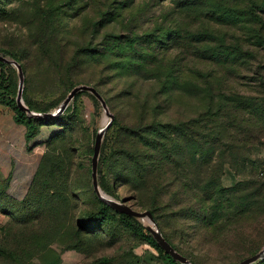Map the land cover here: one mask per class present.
Here are the masks:
<instances>
[{
	"label": "rangeland",
	"instance_id": "rangeland-1",
	"mask_svg": "<svg viewBox=\"0 0 264 264\" xmlns=\"http://www.w3.org/2000/svg\"><path fill=\"white\" fill-rule=\"evenodd\" d=\"M217 1L219 6L210 7V0L193 5H184L183 0H0V53L16 57L22 66L25 105L36 113L55 112L74 86L86 84L96 88L113 116L110 119L92 93L81 91L56 118H34L24 112L40 122L37 133L26 139V127L15 122L8 101H0V264H166L114 213L107 214L98 227L81 226L82 219L101 209L91 186L94 138L111 122L98 157L100 190L135 210H151L154 196L147 189L148 182L145 178L131 181L123 162L119 124L141 114L147 121L186 122L205 108L197 95L178 94L167 104L158 80L124 73L114 59L123 52L117 37L136 36L139 44L149 33L153 41L166 38L164 32L190 37L186 47L162 49L158 55L186 65L188 75L218 71L200 57L205 46L219 41L241 43L253 58L230 77L227 88L260 98L264 92V9L256 12L257 21L251 25L236 18L240 10H257L255 5L264 0ZM248 39L263 42L249 45ZM89 44L94 53L105 45L112 49L111 59L77 68L71 78L56 75L47 65L46 59L66 63ZM7 65L6 74L18 86L16 67ZM144 97L149 106L141 109ZM115 120L118 125H112ZM252 122L239 120L241 129L225 123L230 137L223 143L232 144L231 157L227 152L228 157L222 158L217 152L197 151L190 160L192 170L199 172L221 167L215 184L236 186L235 195H225L223 200L206 195L192 208L179 205L192 197L177 193L170 201L160 199L154 207L155 225L191 264H237L264 248V135L256 132ZM200 210L218 219L216 227L196 226L193 219ZM229 218L239 222L226 223L219 230ZM261 260L252 264H264Z\"/></svg>",
	"mask_w": 264,
	"mask_h": 264
},
{
	"label": "trees",
	"instance_id": "trees-1",
	"mask_svg": "<svg viewBox=\"0 0 264 264\" xmlns=\"http://www.w3.org/2000/svg\"><path fill=\"white\" fill-rule=\"evenodd\" d=\"M183 1L184 5H193L197 0ZM210 1V7L220 5L217 0ZM255 8L257 10L252 11L250 9L245 12L240 10L236 18L237 21L244 25H251L256 22V12L264 9V2L255 5ZM223 14L228 16L227 12H223ZM234 15L232 14V16ZM249 29L247 28V31L250 32ZM164 33L163 35H166V38L160 36L156 41L148 38L151 35L149 33L146 35L147 39L140 44L136 36L117 37L116 40L118 39L117 42H119L123 52L114 58L116 59L115 64L124 73L158 80L161 83L163 93L166 95L165 102L167 104L171 103L172 99L175 100L178 94L197 95L199 100L205 104L204 112H200L197 116L186 120V122L147 121L145 120L146 116L141 114L137 119L118 126L119 136L121 135L122 139V145L119 149L124 159L123 162L128 167V175H131V181L136 182L138 179L145 178L148 182L147 189L154 196L152 209H148L153 218L154 207H158L157 202L160 199L170 201L177 193L192 197L190 200L182 199L179 204L180 206L185 205L192 208L196 207V202L199 205L206 195L214 196L216 200H223L225 195H235L236 186L221 188L219 181L215 184L217 178L219 180L222 175L221 167L199 172L192 170L194 164L190 161L191 156L195 155L197 151L207 152L211 155L217 152L219 157L222 158L225 157L227 152L231 157L234 150L232 144L230 142L223 143L224 140L230 137L226 136L229 127L225 123H228L231 127L241 129L242 127L238 125L239 120L243 122L244 118H248L249 121L254 120L250 125L258 129L256 132H261L264 135V92L261 96H258L260 98L256 96L246 97L235 90L227 88L226 84L227 81L230 82V77H233L239 68L247 67L253 58L250 52L242 49L243 44L226 45L224 41H219L214 46H205L200 50V57L204 61L215 65L218 71L207 74L195 71V74L188 75L184 72L187 68L186 65L180 66L177 61H166L158 55L159 50L162 49L165 51L171 47H186L187 41H190L191 38L181 35L178 31L170 33V38L169 32ZM255 37L258 38L259 36ZM250 38H253L251 34ZM197 39L195 38L194 41ZM251 39L247 40L252 43H248L249 45L257 46L263 42L262 39H256L255 43ZM93 51L89 44L80 49L76 56L66 63H61L55 59H46V62L49 68L55 71L56 75H69L71 78V74L77 68L92 62L98 63L97 59L110 60L112 57L110 56L112 49L106 48V45L102 51H96V53ZM128 53L135 54V56H130ZM13 58L16 60V57ZM8 68L6 63L0 62V101H8V105L14 111L15 122L26 127L25 137L31 139L37 133L40 122L27 117L24 112L17 108L15 102L17 82L10 74H6L5 70ZM70 81L72 80L70 79ZM262 84L264 86V81ZM146 98L144 97V100H141L143 101L141 102V109L149 106L145 102ZM27 107L31 109L30 105H27ZM112 125H118L116 120ZM228 154H226V157H228ZM234 163H236L235 156ZM165 180L172 183L164 184ZM102 188L106 190L104 186ZM92 190L94 191L93 186ZM95 195L97 196L96 193ZM192 200L193 203L190 204ZM98 201L101 204V209L81 220L80 224L83 228L91 227V225L98 227L107 214L114 213L125 221V224L130 227L134 235L151 245L166 264H180L175 262L158 246L145 225L141 224L136 218L115 211L101 199ZM193 221L196 226L209 227L213 225L216 227L218 219H210L208 214L200 210L195 214ZM238 222V218H229L225 220V223H221L218 229L223 230L227 226L226 223L236 225ZM163 236L175 248L164 234ZM223 242L224 240H222Z\"/></svg>",
	"mask_w": 264,
	"mask_h": 264
},
{
	"label": "water",
	"instance_id": "water-1",
	"mask_svg": "<svg viewBox=\"0 0 264 264\" xmlns=\"http://www.w3.org/2000/svg\"><path fill=\"white\" fill-rule=\"evenodd\" d=\"M0 62L13 64L16 67L19 77L17 92L15 96L16 106L20 111L25 112L31 117L56 118L60 116L65 111L67 106L71 103V101L76 96V94L81 91H88L92 93L100 101L102 107L107 112L106 102L101 96V94L96 90L95 87L86 84H80L74 86L66 95V97L62 100V102L59 104L55 112H43V113L33 112L29 107L25 105L22 97L23 83H24L22 66L15 59H10L1 53H0ZM107 114L110 117V119L113 118V116L109 112H107ZM110 124L111 122L106 123L104 127L96 133L94 138L93 152L91 156V182L95 193L103 202H105L109 207H111L115 211L132 216L139 220H146L147 221V224H145L146 229L149 231V233L151 234L154 241L158 244V246L167 255H169L175 262H178L180 264H191L190 260L181 253H179L171 245V243L163 236L159 228L155 225V220L153 218L152 213L149 210H144V211L135 210L131 206L125 204L124 202H118L116 200L111 199L100 190L97 179L98 157H99L104 133L108 129ZM261 259H264V248L259 250L255 254L244 258L243 260L239 261L237 264H252Z\"/></svg>",
	"mask_w": 264,
	"mask_h": 264
}]
</instances>
